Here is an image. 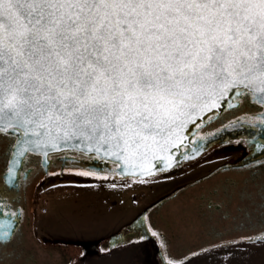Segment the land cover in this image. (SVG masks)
<instances>
[{
	"label": "snow or ice",
	"instance_id": "snow-or-ice-1",
	"mask_svg": "<svg viewBox=\"0 0 264 264\" xmlns=\"http://www.w3.org/2000/svg\"><path fill=\"white\" fill-rule=\"evenodd\" d=\"M246 101L264 108V0H0V185L41 153L151 175ZM18 215L0 189V243Z\"/></svg>",
	"mask_w": 264,
	"mask_h": 264
},
{
	"label": "flooded vegetation",
	"instance_id": "flooded-vegetation-1",
	"mask_svg": "<svg viewBox=\"0 0 264 264\" xmlns=\"http://www.w3.org/2000/svg\"><path fill=\"white\" fill-rule=\"evenodd\" d=\"M262 112L260 105L246 101L192 129L183 144L171 150L172 167L146 178L123 176L111 163L72 152L52 154L46 162L42 154L29 156L16 183L0 185L19 213L11 238L0 243V264H88L126 250L129 264H190L209 254L264 242V148L257 147L264 145V118L229 123ZM224 124L227 130L218 132ZM6 149L7 142L0 145V174L5 177L10 159ZM85 171L91 174L82 175ZM181 172L190 178L142 205L106 235H53L45 223L36 221L46 210L39 202L48 188L72 180L138 188Z\"/></svg>",
	"mask_w": 264,
	"mask_h": 264
},
{
	"label": "rangeland",
	"instance_id": "rangeland-1",
	"mask_svg": "<svg viewBox=\"0 0 264 264\" xmlns=\"http://www.w3.org/2000/svg\"><path fill=\"white\" fill-rule=\"evenodd\" d=\"M189 176L181 172L148 181L138 188L129 183L72 180L66 185L48 188L45 199L39 202L40 208L46 210L36 221L45 223L47 231L53 235L63 232L94 238L103 236L129 220L142 205ZM115 253L90 260L88 264H129L126 260L130 250ZM190 264H264V242L249 249L232 248L209 254Z\"/></svg>",
	"mask_w": 264,
	"mask_h": 264
},
{
	"label": "water",
	"instance_id": "water-1",
	"mask_svg": "<svg viewBox=\"0 0 264 264\" xmlns=\"http://www.w3.org/2000/svg\"><path fill=\"white\" fill-rule=\"evenodd\" d=\"M152 163L157 165L158 167L153 168L151 175L157 173L158 171H162V170H166V169L170 168V167L167 166L166 163H164L163 161H160V160H154V161H152ZM174 163L175 162H174V159H173V164ZM120 174L123 175V176H126V175L127 176H133V177L139 176L141 178H146V177L150 176L147 173H141L138 169L137 170H127L126 169L124 173H120ZM262 239L264 240V237Z\"/></svg>",
	"mask_w": 264,
	"mask_h": 264
},
{
	"label": "crops",
	"instance_id": "crops-1",
	"mask_svg": "<svg viewBox=\"0 0 264 264\" xmlns=\"http://www.w3.org/2000/svg\"><path fill=\"white\" fill-rule=\"evenodd\" d=\"M47 220H48V218H47Z\"/></svg>",
	"mask_w": 264,
	"mask_h": 264
}]
</instances>
